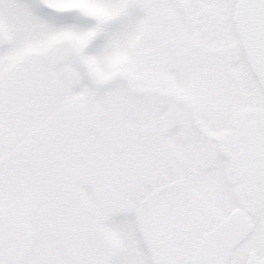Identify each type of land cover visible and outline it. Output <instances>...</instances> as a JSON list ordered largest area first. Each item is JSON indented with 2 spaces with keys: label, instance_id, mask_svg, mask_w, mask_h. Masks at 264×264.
<instances>
[{
  "label": "snow or ice",
  "instance_id": "6c2138e0",
  "mask_svg": "<svg viewBox=\"0 0 264 264\" xmlns=\"http://www.w3.org/2000/svg\"><path fill=\"white\" fill-rule=\"evenodd\" d=\"M0 264H264V0H0Z\"/></svg>",
  "mask_w": 264,
  "mask_h": 264
}]
</instances>
